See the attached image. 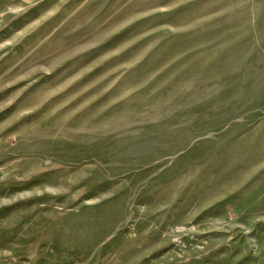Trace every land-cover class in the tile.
Instances as JSON below:
<instances>
[{"label": "rangeland", "instance_id": "374dc122", "mask_svg": "<svg viewBox=\"0 0 264 264\" xmlns=\"http://www.w3.org/2000/svg\"><path fill=\"white\" fill-rule=\"evenodd\" d=\"M0 264H264V0H0Z\"/></svg>", "mask_w": 264, "mask_h": 264}]
</instances>
